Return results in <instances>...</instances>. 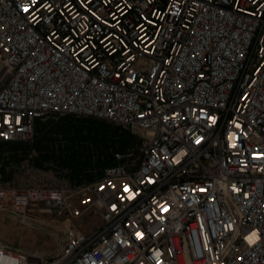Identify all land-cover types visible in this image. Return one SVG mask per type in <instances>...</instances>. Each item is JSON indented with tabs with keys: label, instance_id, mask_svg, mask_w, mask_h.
<instances>
[{
	"label": "built area",
	"instance_id": "built-area-1",
	"mask_svg": "<svg viewBox=\"0 0 264 264\" xmlns=\"http://www.w3.org/2000/svg\"><path fill=\"white\" fill-rule=\"evenodd\" d=\"M63 116L138 143L70 194L0 172V212L102 222L0 264H264V0H0V142Z\"/></svg>",
	"mask_w": 264,
	"mask_h": 264
},
{
	"label": "rangeland",
	"instance_id": "rangeland-1",
	"mask_svg": "<svg viewBox=\"0 0 264 264\" xmlns=\"http://www.w3.org/2000/svg\"><path fill=\"white\" fill-rule=\"evenodd\" d=\"M68 117L71 116L59 118ZM59 118L47 119L39 123H47L51 126L57 123ZM108 126L118 128L120 130L119 132L122 133L128 132L129 135L134 138V142L138 143V137L131 134L129 131L111 124H108ZM118 136L112 142L102 141L97 144L89 142L87 146L89 149L98 146L99 148H104V150L109 153L122 151L119 150L120 142ZM126 149L123 150V152H125ZM31 154L35 153L31 152ZM93 154L95 156V151H93ZM6 157L7 154L6 151H4L0 156V168L2 167L4 169V175L1 173L3 175L2 183L4 185L20 188L38 187L58 189L65 191L67 194L97 180L106 168V166L103 167L101 172H97L94 168L89 169L88 171L90 174H96L93 180L89 181L83 179L81 182L77 183L69 178L70 169L66 166H57L52 163H47L46 167L48 170H42L34 167L31 161H29V158L19 163L9 162L7 165H4L3 162ZM79 197L75 196L71 198L72 204L77 206ZM101 224V218L97 213H84L81 217L74 218L71 216L70 212H63L57 215L49 208L43 206L34 208L33 212L21 218L15 217L8 212H0V245L13 252L25 251L36 257L42 258L44 261L45 259L50 260L53 255L59 251V238L64 231L75 230L82 234H90L99 229Z\"/></svg>",
	"mask_w": 264,
	"mask_h": 264
},
{
	"label": "trees",
	"instance_id": "trees-1",
	"mask_svg": "<svg viewBox=\"0 0 264 264\" xmlns=\"http://www.w3.org/2000/svg\"><path fill=\"white\" fill-rule=\"evenodd\" d=\"M39 122H36L31 142L0 143V156L4 151L7 154L4 165L9 162L19 163L29 158L34 167L42 170H48L47 163L68 167L69 178L77 183L83 179L92 181L96 174L92 175L88 170L94 168L101 172L103 167L112 165L113 156L98 146L89 149V142H112L119 133V150L123 151L134 143V138L128 132H119L118 128H112L108 123L92 118H59V121L51 126ZM0 169L4 175V169Z\"/></svg>",
	"mask_w": 264,
	"mask_h": 264
}]
</instances>
